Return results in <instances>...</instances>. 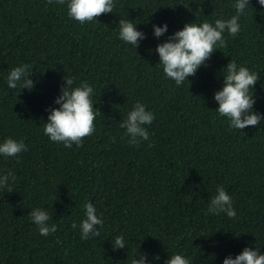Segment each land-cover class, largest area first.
<instances>
[{
  "label": "trees",
  "instance_id": "16d2710c",
  "mask_svg": "<svg viewBox=\"0 0 264 264\" xmlns=\"http://www.w3.org/2000/svg\"><path fill=\"white\" fill-rule=\"evenodd\" d=\"M114 3L113 13L81 24L69 17L68 0H0V143L26 145L15 157L0 155V176L16 177L12 192L0 188V264H131L137 250L150 264H165L175 253L190 264H223L245 247L264 252V119L233 129L214 100L222 69L233 60L259 73L253 107L264 115L261 6L250 0L240 33H223L227 47L178 87L156 45L185 23L230 19L236 0ZM120 19L146 34L137 48L119 38ZM164 23L168 31L156 38L152 25ZM21 64L33 74L31 91L7 85L9 71ZM65 76L74 78L73 87L88 82L100 110L80 147L65 148L44 134ZM138 101L155 118L144 126L149 139L135 146L120 125ZM219 185L233 200L234 218L208 214ZM87 202L104 223L96 226L99 236L84 240L79 225ZM33 208L49 213L55 233L39 234ZM117 235L126 248L113 251Z\"/></svg>",
  "mask_w": 264,
  "mask_h": 264
},
{
  "label": "clouds",
  "instance_id": "9594fccd",
  "mask_svg": "<svg viewBox=\"0 0 264 264\" xmlns=\"http://www.w3.org/2000/svg\"><path fill=\"white\" fill-rule=\"evenodd\" d=\"M52 3V0H48ZM261 6V14L264 15V0H257ZM58 4H64L65 0H56ZM250 0H236L234 7L236 14L230 19H216L214 25L209 22L197 24L195 22L185 23L182 29L176 30L168 36L167 40L156 45L155 51L159 55V62L163 65L165 75L174 80L179 87L190 76H194L197 69L210 59L217 49L227 47L223 33L235 37L241 31L239 23L241 15H247ZM115 8L114 0H68V15L70 18L84 24L97 20L96 18L107 13H113ZM119 38L127 44L138 47L139 42L146 38V34L138 30L130 20H119ZM153 34L156 38L163 36L168 31L167 23L163 25L153 24ZM221 72L223 87L214 93V100L218 103L216 109L218 114L230 120V127L243 130L248 126H258L264 115L254 110L256 102L254 86L260 75L258 72L250 71L247 67L239 66L230 60ZM30 66L21 64L13 67L7 75V85L10 89L18 86L23 89L33 90L35 82L29 74ZM60 94L55 98L54 103L58 108L52 107L48 110L47 121L44 124V134L52 142L63 143L65 148L82 146L83 138L94 132V121L100 110L96 108L91 96L93 87L86 81H81L79 86L73 87L75 80L72 77H63ZM189 81V80H188ZM47 110V109H46ZM154 114L146 110L141 102H136L133 109L128 113L127 119L121 123L126 128L129 136V144L139 146L141 140L149 139V132L144 127L150 125L154 120ZM152 145L149 144V147ZM26 150L25 143L7 138L0 143V155L4 157H15ZM16 180L15 174L11 171L0 176V188L12 192V182ZM85 219L79 225L81 238L84 240L92 236H99V227H103V219L97 215L93 203L87 202L84 205ZM208 214L219 215L224 213L228 218L236 217V210L233 207V200L222 185L217 186L214 195L208 204ZM29 215L31 220L38 226L39 234L48 237L57 231V226L48 224L51 219L49 213L41 208H33ZM99 226V227H96ZM72 228H77L73 223ZM112 242L113 251L126 248V241L123 235H117ZM137 255L139 259H137ZM155 259L160 257L156 255ZM131 264H150L147 253L138 252L131 260ZM165 264H190L189 259L184 255L175 253L165 261ZM223 264H264V252L260 248L245 247L233 257L227 255Z\"/></svg>",
  "mask_w": 264,
  "mask_h": 264
}]
</instances>
